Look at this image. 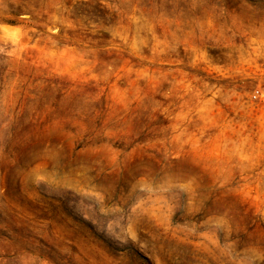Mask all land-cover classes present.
I'll use <instances>...</instances> for the list:
<instances>
[{
    "label": "rangeland",
    "instance_id": "obj_1",
    "mask_svg": "<svg viewBox=\"0 0 264 264\" xmlns=\"http://www.w3.org/2000/svg\"><path fill=\"white\" fill-rule=\"evenodd\" d=\"M0 264H264V0H0Z\"/></svg>",
    "mask_w": 264,
    "mask_h": 264
}]
</instances>
